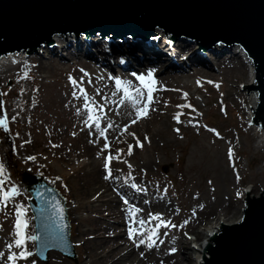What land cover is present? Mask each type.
Masks as SVG:
<instances>
[{
  "label": "bare ground",
  "instance_id": "6f19581e",
  "mask_svg": "<svg viewBox=\"0 0 264 264\" xmlns=\"http://www.w3.org/2000/svg\"><path fill=\"white\" fill-rule=\"evenodd\" d=\"M153 32L158 35L146 39H133L128 35L123 38L110 37L114 33L101 36L99 31L87 36L82 32H52L51 44L38 43L33 53H28L29 47H24L0 54V81L6 87L11 81L13 70H21L25 75L24 80L32 81L34 86L36 83L43 85L40 79L42 76L37 71L45 72L47 67L57 68L59 71L63 69V78L69 87L74 80L89 88H94L95 84H105L101 93L104 100L98 108H93L90 115L110 117L111 127L108 124L103 129V123L94 122L90 124L93 131L89 136L85 129L82 130L74 144L80 150L79 156L86 157V163L90 167L88 178L84 179L83 189L80 191L82 194L86 191L89 193L86 198H81L82 206L78 209L87 211L85 214L76 211V217L82 223L78 224L77 239H74V235L71 236V246L67 242L70 223L73 224L71 209L75 205L71 208L66 204L68 220L63 218L60 212L61 202L54 192L40 188L38 193L39 206L36 212L40 242L61 246L71 262L67 264H77L80 255L85 256L83 260L86 258L83 264H205L203 251L209 259L206 247L208 244L216 246L211 238L215 233L219 236L222 232L221 224L243 222L246 208L250 207L247 192L252 197H260L264 190V167H259L260 161L264 160V130L258 128L264 127V123L261 125L258 118V125L253 121L254 110H257L260 98L258 90L250 94L246 91L248 111L245 109L241 113V119L233 124V131L225 132L216 126L217 131H222L220 138H212L211 133L207 132L211 143L229 144L235 158L234 163L240 169L241 175L238 179L226 150L209 152L205 148L203 154L201 149L193 147L196 153L202 155L200 160L205 162L189 160L187 156L181 155L173 162L177 165L175 170L168 171L169 167L165 166L167 173L156 171L158 161L162 160L163 154L160 153L147 151L146 156L139 157V163L132 162L139 155V150L148 144L175 142L177 145H185L194 141L200 147L195 125L189 126L180 118L179 121L175 119L177 122L171 121L177 114L171 115L167 111L168 93L176 85L187 90L190 86H199L196 83L199 76L217 78L226 71L245 70L246 64L249 72H243V75L249 80L245 87L255 84L253 57L244 52L240 58L237 57L233 44L208 41L209 45L204 46V51L200 52L196 38L186 33L178 32L171 39L167 37L172 36L173 31L166 30V37L162 26H155ZM67 58L74 61L69 63ZM211 60L216 61L217 69L211 65ZM2 72L7 74L3 75ZM149 73L153 81V100L148 105V115L137 119V109L148 103L147 89L138 77L143 75L147 81ZM93 75L97 77L95 82L90 79ZM4 76L9 77L5 79ZM52 76L56 77L54 74ZM117 78L130 85L133 96L136 95L135 89L141 90L143 94L138 97L140 103L125 97L123 89L116 84ZM96 90L100 92L97 88ZM6 91L0 96V107L3 106ZM12 93L14 91L10 90V95ZM84 116L80 110V125ZM126 117L128 120L118 123ZM156 118L165 119L156 122ZM170 130L172 135L169 134ZM2 132L0 131V141L4 142ZM137 141L140 143L137 144ZM77 142H81V145ZM106 143L109 145L107 148ZM129 146L132 147L131 155L128 154ZM107 152L119 155V159H112L109 164L111 176L109 169L105 168L108 163ZM220 160L224 163L222 166ZM199 172L206 174L204 180L196 178V173ZM209 174L211 177H208ZM38 182L40 181L32 184L26 182L25 191H36L34 186ZM257 183L260 185L257 186ZM55 191L57 192L56 189ZM24 198L26 201L32 200L27 193ZM34 206L30 205V209ZM157 215L176 227L157 228L160 223L154 219ZM140 221L144 223L141 224ZM129 228L144 232V236L134 237L137 243L146 238L150 230L156 229L158 236L154 237L155 245L149 248L145 243L137 247L128 235ZM14 229L16 231L15 225ZM15 239L0 235V264L12 262L8 261L10 255L6 257L7 252L2 254V243L13 244L12 248L17 254L23 250L15 247ZM26 248L28 251V247ZM172 248L176 251L172 252ZM53 252L59 257L45 252H40V255L49 264H61V258L65 254L59 250ZM26 261L27 259L17 256L15 264H27Z\"/></svg>",
  "mask_w": 264,
  "mask_h": 264
},
{
  "label": "rangeland",
  "instance_id": "374dc122",
  "mask_svg": "<svg viewBox=\"0 0 264 264\" xmlns=\"http://www.w3.org/2000/svg\"><path fill=\"white\" fill-rule=\"evenodd\" d=\"M69 58H67L68 62L72 63L74 60ZM211 62V65L217 69L216 61L211 60ZM248 69L246 65L245 70L226 71L220 77L217 76L216 80L205 82L197 90L195 89L196 86H191L190 92H194L193 105L196 110H199L193 120L197 121L199 119L208 124L211 122L225 132L228 130L233 131V124L238 122L237 120L241 119V113L245 109L247 110L248 95L243 88L249 79L244 77L243 72H249ZM11 73L13 75L10 76L11 81L8 82V88L0 81L2 89L7 90L3 98V106L0 107V116L6 118L8 124L7 131L3 127L0 128L3 131L2 139L5 140L0 142V162L5 167V175L2 178L4 180L3 188L9 190L15 185L20 194L7 200L6 203L0 202V235L16 238L14 225L17 220V210L21 209L22 206L21 210L25 214L24 209H26L27 203L24 198V194L27 192L22 183V174L30 172L48 178L62 192L66 199V204L71 208L75 205L73 210L71 209V219L73 221L71 226L72 236L74 235L76 240L78 224L82 223L76 217L78 214L76 211L82 206L81 198H86V194L89 193L86 191L82 194L80 191L83 189L84 179L88 178L90 166L86 163V157L79 156L80 150L74 144L76 140L78 141L77 137L83 129V124H89V114L93 109L86 111L82 107V99H85L84 95L82 93L79 94V85L73 83L70 87L68 86L63 78L65 74L63 69L59 71L57 68L51 69L47 67L45 72L37 71V74L42 76L40 79L43 85L36 83L35 86L32 81L24 80L25 75L21 70H13ZM2 74L7 73L2 72ZM52 74L56 75L57 78L52 76ZM8 77L4 76L5 79ZM36 79L38 80V78ZM9 88L14 91L11 95ZM89 91L94 99L97 100L96 107L98 108L104 97L97 92L95 85L94 88L90 86ZM186 101L188 102V100ZM214 103H217V106ZM81 109L86 111V113L82 111L85 114L82 125L78 123V113ZM110 111H112L111 105ZM164 119L156 118V122H162ZM126 120H128L127 117L118 121V123L122 124ZM110 121V117H103V120L98 121V123H103L102 128L105 129L108 124H111ZM94 124H97V122ZM53 125H55V128ZM92 131L93 129L89 127L85 133L87 132V136H89ZM169 134L172 135L173 132L170 130ZM198 138L200 147L196 146L194 141L192 143H189L191 142L189 141V144L185 143V145H177L175 142H165L163 145H157V143L155 145L148 144L145 148L139 150V155L132 162L139 163L141 160L139 157L146 156L147 151L149 153H160L163 154L162 160L158 161V169L156 171L161 170L163 173H167V167L165 166L169 167L168 171L175 170L177 165L173 162L181 155L187 156L189 160L199 161L202 155L196 153L194 148L201 149L200 151L203 154L206 149L209 152L226 150L227 144L216 145L211 143V139L207 136V131L204 129L198 134ZM61 144L62 146H60ZM77 144L81 145V142H77ZM33 155L36 158L29 159ZM201 160L200 162H205ZM220 163L221 166L224 164L221 160ZM259 167H264V160L260 161ZM262 172L264 178V169ZM196 174V178H199L200 181L204 180L206 176L205 173L199 172ZM236 175L238 179L239 175H241L240 169H238ZM260 175L261 173L258 174L259 177ZM208 177H211V174ZM10 178H15L16 180L9 182ZM231 180L233 179L231 178ZM7 184H9V189ZM259 185L257 183V186ZM83 209H85L84 206ZM86 211L78 210V212L83 214ZM8 245V243H2L1 247V252H4L3 254L7 252V256L12 251ZM32 250L33 247L31 246ZM50 253L59 257L56 252L52 251ZM84 257L80 255V260L77 264H83L86 259L83 260ZM61 260V264L70 262L66 256L62 257ZM27 263L49 264L46 261L39 260L35 254Z\"/></svg>",
  "mask_w": 264,
  "mask_h": 264
},
{
  "label": "water",
  "instance_id": "95a60500",
  "mask_svg": "<svg viewBox=\"0 0 264 264\" xmlns=\"http://www.w3.org/2000/svg\"><path fill=\"white\" fill-rule=\"evenodd\" d=\"M183 32L204 51L209 42L241 43L258 68L260 92L253 121L264 123V0H0V54L38 43L51 44L52 32L96 31L116 38H154L153 28ZM258 125V123L256 122ZM258 128L264 130L261 126ZM264 193V190H262ZM247 192L250 207L239 224H221L222 232L206 247L205 264H264V197Z\"/></svg>",
  "mask_w": 264,
  "mask_h": 264
},
{
  "label": "snow or ice",
  "instance_id": "6c2138e0",
  "mask_svg": "<svg viewBox=\"0 0 264 264\" xmlns=\"http://www.w3.org/2000/svg\"><path fill=\"white\" fill-rule=\"evenodd\" d=\"M133 75H135V74H133ZM138 79L140 80V82L143 85V87L147 89V102L148 103L144 104L142 108H138L137 109V119H139L141 117H146L148 115V105L153 100V97H152L153 81L151 80V73H149V79L147 81L145 80V77L143 75H140L138 77ZM73 83L75 84L76 81L74 80ZM116 84H117V86L119 88L123 89V92H124V95H125L126 98L134 101L135 103H140L138 97L143 94V93H141L140 89H135L136 95L133 96L132 91H130V85L127 82H123L119 78H117L116 79ZM186 95L187 94H185V96ZM85 106L89 107V109L91 111V106L89 104L86 103ZM189 107H190V105H189ZM89 119L96 121L97 124H98V119H99L98 117H96L94 115H89ZM175 119H177L179 121V117H175ZM135 122L136 121L134 120L133 123H135ZM0 127H3L6 131L8 130V124H7L6 118L0 119ZM109 127H111V125H109ZM176 131H179V129H176ZM103 134L104 133L102 132L101 135H103ZM132 135H135V134L133 133ZM139 143L140 142L137 141V144H139ZM140 146L142 147V145H140ZM107 147H109V145L106 143L105 144V148H107ZM128 154L129 155L132 154V147L131 146H129ZM115 158L119 159V155H117ZM29 159H34V157H29ZM112 159H113V157L111 156V154H109L108 157H107L108 163L105 164V168L109 169V176H111V170L109 168V164H110ZM129 167H131V165H129ZM4 175H5V167H4L3 163L0 162V202L6 203L7 200L11 199L12 197H15V196L19 195L20 192H19L18 188L15 185H13L12 188L9 189V190H3L4 180L2 178H3ZM21 209H22V206H21ZM21 209L17 210V220H16V224H15L16 239L14 241V244H15V247L22 248L23 250L20 251L18 254L13 252L11 254V256L8 257V259L10 261H12V264H15V262L17 260V256H19L20 259H27L29 256H31L32 253L30 251H27L26 241L27 240L35 241L37 239V237L34 236V235H26L25 230L27 229V221L22 218L24 216V213H23V211ZM60 212L63 213V209H60ZM154 219L160 221V223L156 226L157 228H159L161 226H164V227H176V225H172L170 221L162 220L159 215L155 216ZM140 223L143 224L144 221H140ZM128 235H129L130 238L133 239V243H135L137 247H139V245H141V244L147 243V246L149 248H151L156 243V239L154 237H157L158 233H157L156 229H152V230H150L149 235L146 238H144V239H140L138 243L135 241L134 237L136 235L144 236V232L143 231H141L139 229L129 228ZM8 247L12 248L13 244H9ZM171 251L175 252L176 249L172 248Z\"/></svg>",
  "mask_w": 264,
  "mask_h": 264
}]
</instances>
